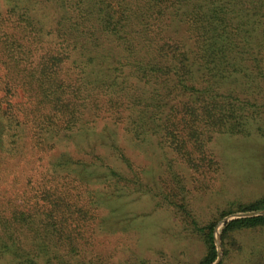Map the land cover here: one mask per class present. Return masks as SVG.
<instances>
[{
	"label": "trees",
	"instance_id": "1",
	"mask_svg": "<svg viewBox=\"0 0 264 264\" xmlns=\"http://www.w3.org/2000/svg\"><path fill=\"white\" fill-rule=\"evenodd\" d=\"M6 5L0 11V260L91 264L79 257L86 215L105 193L123 195L111 186L134 189L135 175L112 137L108 155L91 139L77 155L54 154L58 142L83 129L87 113L103 112L136 140L140 132H166L164 142L176 152L192 133L206 134L199 139L203 149L214 133L241 135L264 117V0ZM26 136L24 144L46 161L37 178H11ZM93 181L109 190L95 194ZM249 210H264V200ZM259 224L264 215L235 219L222 232ZM195 230L206 246L200 264L214 262L213 225Z\"/></svg>",
	"mask_w": 264,
	"mask_h": 264
},
{
	"label": "rangeland",
	"instance_id": "2",
	"mask_svg": "<svg viewBox=\"0 0 264 264\" xmlns=\"http://www.w3.org/2000/svg\"><path fill=\"white\" fill-rule=\"evenodd\" d=\"M6 7V0H0V11ZM87 114L83 129L58 142L54 154L77 155L81 143L91 139L96 149L108 155L105 142L112 137L135 178L130 182L134 189L111 186L123 194L118 198H106V184L90 182V190L98 189V195L102 190L105 196L86 215L89 227L81 259L87 257L91 264H200L206 246L195 226L213 225L217 256L210 264H264V224L222 232L235 219L264 215V210H249L251 204L264 200V117H257L241 135L214 133L203 149L199 139L206 134L192 133L176 152L164 142L166 132H140L136 140L103 112ZM26 138L11 178H37L38 166L46 161L29 142L24 144ZM188 156L189 163L184 160ZM86 195L92 198L91 192ZM0 264L14 263L2 259Z\"/></svg>",
	"mask_w": 264,
	"mask_h": 264
}]
</instances>
